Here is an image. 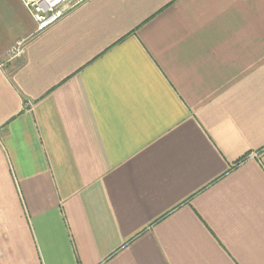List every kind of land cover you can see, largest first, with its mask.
Masks as SVG:
<instances>
[{
	"label": "crops",
	"instance_id": "obj_1",
	"mask_svg": "<svg viewBox=\"0 0 264 264\" xmlns=\"http://www.w3.org/2000/svg\"><path fill=\"white\" fill-rule=\"evenodd\" d=\"M0 264H264V0H0Z\"/></svg>",
	"mask_w": 264,
	"mask_h": 264
},
{
	"label": "built area",
	"instance_id": "obj_2",
	"mask_svg": "<svg viewBox=\"0 0 264 264\" xmlns=\"http://www.w3.org/2000/svg\"><path fill=\"white\" fill-rule=\"evenodd\" d=\"M35 23V32H41L62 19L68 12L86 0H20ZM21 41L10 50L21 53Z\"/></svg>",
	"mask_w": 264,
	"mask_h": 264
}]
</instances>
